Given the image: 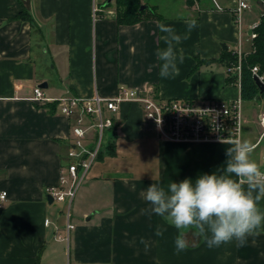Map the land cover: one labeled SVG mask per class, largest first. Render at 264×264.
Instances as JSON below:
<instances>
[{"label":"crops","instance_id":"1","mask_svg":"<svg viewBox=\"0 0 264 264\" xmlns=\"http://www.w3.org/2000/svg\"><path fill=\"white\" fill-rule=\"evenodd\" d=\"M145 2L158 18L120 25L112 6L94 22L91 0H0V194L7 193L0 206V264H67L68 257L73 264H264V231L243 246L233 241L210 249L198 242L177 254V230L159 216L142 214L149 205L141 193L149 185L219 174L229 145L161 140L138 103L121 106L76 193L69 255L67 244L55 240L58 231L66 234L67 204L60 203L62 210L49 204L47 189L60 184L72 163L75 120L57 102H34L35 88L51 100L111 98L121 86L161 100L229 102L241 96L219 61L244 43L237 0H172L170 15ZM23 11L32 20L20 18ZM191 19L197 26L177 45L185 56L179 75L161 78L156 52L165 44L158 25L183 35ZM254 102L251 112L244 103L242 138L255 145L253 156L264 170V100ZM157 227L163 235H155Z\"/></svg>","mask_w":264,"mask_h":264},{"label":"built area","instance_id":"2","mask_svg":"<svg viewBox=\"0 0 264 264\" xmlns=\"http://www.w3.org/2000/svg\"><path fill=\"white\" fill-rule=\"evenodd\" d=\"M113 0L111 3H114ZM263 2V0H257ZM92 17L94 22L104 16L109 0H91ZM250 0H237L235 7L236 21L240 28L243 25V16L247 11H251ZM262 15V13H261ZM260 21L255 22L251 27V34L248 35L251 42V51L247 52L241 40L237 48L232 52L237 58V63L227 67L228 76L237 78V83L241 89L243 72V60L253 51V41L257 37L255 29ZM252 74L264 83V75L260 74L258 66L252 68ZM32 100L34 102L58 103L62 114L75 120L72 127L75 141L70 147L68 156L72 160L66 169L62 171L60 184L57 187L47 189L48 196L54 202L67 204L68 211L72 208L77 190L86 179L90 169L97 161L100 151L103 148L104 137L107 131L112 130L115 118L119 114L120 108L125 103H138L141 105L144 118L150 124L161 140L174 143H220V137L227 139L235 138L236 134L242 137L244 128V101L242 97L225 102L221 100H206L196 102L194 100H161L151 94H145L135 89L121 86L115 96L105 98L96 94L91 98L67 96L58 100L47 99L44 91L37 87L34 90ZM110 112L111 115H107ZM86 119L90 124L86 126ZM259 124L264 137V111L259 115ZM216 126L224 129L222 132L216 131ZM94 131L91 138L90 132ZM93 140V148L88 149L85 142ZM82 177L80 178V174ZM7 199V193L0 194V206ZM49 225V221H46ZM75 225L71 222L68 212L66 234L57 232L55 240L67 244L71 243V233ZM67 264H73L69 260Z\"/></svg>","mask_w":264,"mask_h":264},{"label":"clouds","instance_id":"3","mask_svg":"<svg viewBox=\"0 0 264 264\" xmlns=\"http://www.w3.org/2000/svg\"><path fill=\"white\" fill-rule=\"evenodd\" d=\"M187 32L183 35L168 25L159 24L164 33L161 39L165 47L158 49L161 78L179 75L178 64L184 62L183 49L177 45L188 39L197 26L195 19L185 20ZM216 131L224 129L216 126ZM220 143L228 144L226 161L222 171L200 174L193 181L185 178L171 181L167 186L153 182L141 193L149 205L142 209L144 215H156L177 230L174 246L177 254L190 246L203 242L208 248H217L235 241L238 246L246 244L249 237L264 231V170L254 158L255 145L239 136ZM163 227H157L155 235H163ZM189 234L195 237L190 241Z\"/></svg>","mask_w":264,"mask_h":264},{"label":"trees","instance_id":"4","mask_svg":"<svg viewBox=\"0 0 264 264\" xmlns=\"http://www.w3.org/2000/svg\"><path fill=\"white\" fill-rule=\"evenodd\" d=\"M112 4H115L116 18L120 25H135L145 19H156L159 17L154 7L146 10L141 9L143 0H115L114 3H110L106 7H111ZM20 18L32 20L27 11H23L20 14ZM259 21L260 24L255 29L257 37L253 41V51L247 55L242 63L241 97L244 102L264 100V93H260V89L252 74V68L258 66L260 68V74L264 75V15H261ZM219 61L229 67L237 63V58L232 52L225 51ZM229 79V84L237 82V78L234 76H229Z\"/></svg>","mask_w":264,"mask_h":264},{"label":"rangeland","instance_id":"5","mask_svg":"<svg viewBox=\"0 0 264 264\" xmlns=\"http://www.w3.org/2000/svg\"><path fill=\"white\" fill-rule=\"evenodd\" d=\"M145 1L151 5L158 6V8L166 15L172 14V10H173L172 9V0H145ZM250 4L252 6V10L247 11L243 16L244 33H245V35H244L245 36L244 37V48L247 52L251 51V46H252L251 42H250V38L248 36V26L259 21L261 18V8L258 5V1L257 0H250ZM111 8L115 9V4H112ZM245 105H246L247 109L250 111L251 109H253L255 107V102L249 101V102H246ZM105 144H106V142L104 143V146H105ZM81 177H82V173L80 174V178ZM83 184H85V181H83L81 183L77 192H79L81 190ZM53 206L60 208L62 210L63 208H65L66 205L55 202L53 204ZM72 207H73V204H72ZM64 212H66L65 213L66 216L68 215V212H69L70 216L73 217V219H74V211H72V208L68 211V207H67L66 211H64Z\"/></svg>","mask_w":264,"mask_h":264},{"label":"water","instance_id":"6","mask_svg":"<svg viewBox=\"0 0 264 264\" xmlns=\"http://www.w3.org/2000/svg\"><path fill=\"white\" fill-rule=\"evenodd\" d=\"M112 1H113V0H109L108 5H109ZM258 5H259V7L261 8L262 15H264V3H263V2H258ZM141 9H142V10H146L147 7H146V6H142ZM250 34H251V31H249V35H250ZM254 80H255L257 86H258L259 89H260V93H261V94L264 93V83L261 82L260 79H259L258 77H255ZM45 87H46V85H45ZM47 200H48V203H49V204H53V202H54V199H53L51 196H48V197H47Z\"/></svg>","mask_w":264,"mask_h":264}]
</instances>
